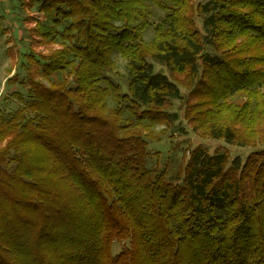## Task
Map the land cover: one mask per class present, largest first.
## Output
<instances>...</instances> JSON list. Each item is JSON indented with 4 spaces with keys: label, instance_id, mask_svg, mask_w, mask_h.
<instances>
[{
    "label": "trees",
    "instance_id": "1",
    "mask_svg": "<svg viewBox=\"0 0 264 264\" xmlns=\"http://www.w3.org/2000/svg\"><path fill=\"white\" fill-rule=\"evenodd\" d=\"M22 5L60 47L22 53L0 101V264H264V0ZM176 101L201 137L251 154L149 167Z\"/></svg>",
    "mask_w": 264,
    "mask_h": 264
},
{
    "label": "rangeland",
    "instance_id": "2",
    "mask_svg": "<svg viewBox=\"0 0 264 264\" xmlns=\"http://www.w3.org/2000/svg\"><path fill=\"white\" fill-rule=\"evenodd\" d=\"M28 2L29 0H24ZM205 2L206 0H196V2ZM155 18L153 22L157 23L164 17V13L157 8L153 9ZM45 22V16L39 12L38 6H23L22 0H0V101L4 97L9 96L13 90L12 86L7 84L9 78L16 73H20L21 77L25 76V72L20 68L22 62V53L30 52L46 54L52 49L60 47L59 42H50V44H38L39 38L34 36L33 29L36 22ZM154 36V26H150L145 32V39L151 41ZM58 41V40H57ZM117 71L127 74V62L119 55L113 56ZM155 70L168 74L167 70L157 64H154ZM14 89V88H13ZM20 92L25 89L17 86ZM185 96L187 91L182 89ZM182 101L174 103L173 112L178 113L180 119L175 123L174 127L167 130L159 136V139L148 140V152L150 158L148 160L149 167L162 170L169 169L171 175L179 170H183L187 157L185 152L202 147L210 154L226 153L231 159L236 157L243 161L251 154V148H242L239 146L228 145L224 141L209 140L201 137L195 132L189 122L184 119V108ZM163 126L155 129L156 135H159ZM123 249L122 243H115L113 254L118 255Z\"/></svg>",
    "mask_w": 264,
    "mask_h": 264
}]
</instances>
